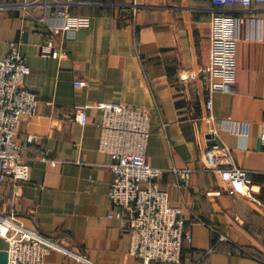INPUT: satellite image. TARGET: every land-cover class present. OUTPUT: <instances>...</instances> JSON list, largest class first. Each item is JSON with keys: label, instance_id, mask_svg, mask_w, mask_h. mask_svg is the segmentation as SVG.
Returning <instances> with one entry per match:
<instances>
[{"label": "crops", "instance_id": "obj_1", "mask_svg": "<svg viewBox=\"0 0 264 264\" xmlns=\"http://www.w3.org/2000/svg\"><path fill=\"white\" fill-rule=\"evenodd\" d=\"M31 1L0 0V58L18 49L30 68L26 84L41 100L16 135L37 139L26 151L30 181L16 199L12 184L0 182V213H15L67 250H53L46 264H143L127 254L120 221L99 219L112 208L114 173L111 155L98 149L94 107L141 105L151 114L147 162L163 169L160 188L183 207L193 236L180 264H264V4L245 10L217 9L211 0H73L78 28L53 34L61 22L51 16L55 1L24 10ZM215 12L234 16L237 39L236 83L213 98L216 135L200 72L210 62ZM50 37L59 57L41 53ZM75 79L87 85L76 87ZM83 105L90 106L85 125L75 120ZM44 149L54 161L42 158ZM231 165L248 172L253 198L227 194L219 171ZM186 167L191 182L181 186L173 169ZM6 249L0 236V264L8 263Z\"/></svg>", "mask_w": 264, "mask_h": 264}, {"label": "built area", "instance_id": "obj_2", "mask_svg": "<svg viewBox=\"0 0 264 264\" xmlns=\"http://www.w3.org/2000/svg\"><path fill=\"white\" fill-rule=\"evenodd\" d=\"M54 1L51 16L61 22L52 28L53 34L76 30L79 17L72 15L68 8V3L73 0ZM211 1L217 9L247 10L264 4V0ZM41 2L32 0L24 6V10ZM234 24L235 18L229 13L212 14L210 62L200 69L203 93L207 96L206 118L213 123L215 135L218 134V127L213 98L217 93L231 92L236 83L237 39ZM40 49L45 56L61 55L51 37ZM29 73L26 58L16 47L0 58V182L12 184V197L15 199L21 196L22 186L30 181V159L26 151L37 140L33 135H28L24 141L16 140L24 117L29 119L35 115L41 103L37 92L26 84ZM74 85L84 87L87 81L75 79ZM89 107H77L75 120L78 123H87ZM94 107L100 111L98 149L111 155L110 167L114 173L108 193L112 208L99 219L120 221L122 230L129 235L127 254L143 264H180L183 244L185 241L191 243L193 236L183 217V207L174 205L168 192L160 188L163 169L147 162L150 111L141 105L126 103L100 102ZM41 154L43 159L54 161L47 150H42ZM173 170L179 185L190 184V167ZM219 173L227 194L253 198L252 179L245 169L231 165L221 168ZM0 236L7 242V264H46L47 256L53 250L67 252L58 241L27 227L11 212L0 213Z\"/></svg>", "mask_w": 264, "mask_h": 264}, {"label": "water", "instance_id": "obj_3", "mask_svg": "<svg viewBox=\"0 0 264 264\" xmlns=\"http://www.w3.org/2000/svg\"><path fill=\"white\" fill-rule=\"evenodd\" d=\"M209 137H211V136H209Z\"/></svg>", "mask_w": 264, "mask_h": 264}]
</instances>
